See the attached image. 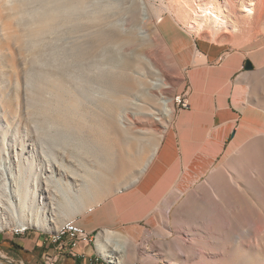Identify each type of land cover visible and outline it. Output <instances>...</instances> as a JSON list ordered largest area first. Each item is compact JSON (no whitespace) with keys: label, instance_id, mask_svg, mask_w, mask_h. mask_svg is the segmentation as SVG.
<instances>
[{"label":"rangeland","instance_id":"obj_1","mask_svg":"<svg viewBox=\"0 0 264 264\" xmlns=\"http://www.w3.org/2000/svg\"><path fill=\"white\" fill-rule=\"evenodd\" d=\"M66 1L0 0V241L21 235L29 244L32 242L29 237L35 240L45 234L44 240L49 243L47 236L66 218H73L132 184L142 163L155 145H159L173 122L177 109L174 98L184 90V75L158 34V13L153 9L161 15L172 13L186 30L223 43V48L264 36L263 23L254 27L246 25L241 36H236L231 27L227 34L222 28L213 35L206 33L205 28L198 30L188 18L176 16L174 0H73L71 4ZM219 2L225 5L224 0ZM133 6L141 8V16H149L144 24ZM185 11L191 10L183 6L179 13ZM99 29H102L100 39L95 34ZM143 30H148L147 36ZM85 48L89 54L75 53ZM144 48L151 53V60L143 54ZM104 70L114 74L111 80L118 89L117 96L107 95L113 109L96 107L99 114L92 123L98 129L79 128L57 118L69 96L90 99L97 95L102 85L90 77ZM164 98L172 100L173 114L169 116L163 112ZM154 117L161 118L159 129L151 132L134 129L135 119ZM252 144L255 143L221 162L195 186L182 194H172L161 203L143 223L135 244L122 255L123 261L117 263L114 258L102 255L94 239L90 241L93 256H99L106 264L135 261L205 264L196 259L203 252L200 239L209 233L214 240H223L229 233L212 187L221 181L222 175L233 176L237 170L242 173L247 168L245 160L264 148ZM96 146L101 149L100 155L94 150ZM105 147L109 150L107 155L103 151ZM121 151L131 159L132 165L118 173L110 167ZM57 164L60 169L56 168ZM72 167L75 169L71 170ZM59 170L88 176L71 174L73 178L66 182ZM50 176L55 184L50 182L46 187ZM92 177L100 178L101 182L94 185ZM240 183L246 185L243 179ZM88 193L93 198H88ZM51 201L59 207L52 209ZM14 204L19 212L13 209ZM199 206L203 214L194 211ZM19 221L26 224L27 231L16 235L14 230L19 229L16 227ZM215 223L222 224L221 231L213 226ZM98 232L93 235L97 236ZM191 236L196 238L193 245H190ZM182 243L186 248L192 247L189 256ZM168 248L177 251V262L170 261L165 253ZM3 254L15 261L21 259L2 245L1 263L7 260ZM117 255L121 257V253Z\"/></svg>","mask_w":264,"mask_h":264},{"label":"crops","instance_id":"obj_2","mask_svg":"<svg viewBox=\"0 0 264 264\" xmlns=\"http://www.w3.org/2000/svg\"><path fill=\"white\" fill-rule=\"evenodd\" d=\"M157 30L183 71L187 106L176 109L136 181L63 221L73 219L90 235L108 228L135 244L143 223L172 194H182L221 162L264 139V36L223 48L186 30L170 12L162 13ZM24 239L20 235L13 241L29 253L36 249L28 264H43L45 254L54 255L58 264H106L93 256L90 242L59 249L42 238L29 237V244ZM2 245H8L5 238Z\"/></svg>","mask_w":264,"mask_h":264},{"label":"bare ground","instance_id":"obj_3","mask_svg":"<svg viewBox=\"0 0 264 264\" xmlns=\"http://www.w3.org/2000/svg\"><path fill=\"white\" fill-rule=\"evenodd\" d=\"M200 1L201 0H174L173 6L176 8V16L182 17L183 20L188 18L190 23L198 30L205 28V32L211 35L219 33L218 31L220 28L227 34L229 31L228 27H231L236 32V36H241L245 33L246 25L247 27H254L259 23L264 24V0H236V2L234 0H224V6L219 0H205L206 2L204 3ZM72 2L73 0H68L66 4H71ZM183 6L188 7L191 11H185L183 14L179 13V11L183 9ZM140 9L141 8L133 6V11L138 14L140 22L144 24L149 19V16L146 14L141 16ZM153 11L155 14L158 13L156 15V20H158L161 14L157 9H153ZM188 13H190V15ZM141 26L142 25H140V27ZM150 29H152V26L149 27V30ZM147 31L143 30L146 36L148 35ZM101 33L102 29L95 32L98 39H100ZM87 44H89V42H87ZM83 52L89 54L87 48L75 51L77 55H82ZM142 52L151 60V53L148 49L144 48ZM113 76L114 74L105 70L91 76L90 79L100 82L102 85V88L96 91L97 95H92L90 99L87 98L88 100L82 99L77 95L69 96L67 101L63 102V106L61 105L63 108L58 112L57 118L62 119L61 121L65 124H72L79 128H86L89 130L98 129V125L92 123L93 117L99 114L96 107L98 105L111 107L110 102L107 101V95L114 94V96H117L118 85H115L113 82L114 80H111ZM160 85L161 84H159V89L161 90L162 85ZM114 88H116V90ZM161 92L164 91L161 90ZM118 97L120 98L119 93ZM174 99L177 107L176 96ZM171 103L172 100L170 98L163 99L161 104L165 115L169 116L173 114ZM155 119H135L133 127L137 132L155 131L159 129L162 124L160 117ZM258 140H262V142ZM258 140L251 146H264V139L261 138ZM157 148L158 144L153 148L149 158L142 163L139 169L140 171L133 178L132 182L136 181L147 167L155 155ZM94 150L100 155L101 149L99 146H96ZM103 151L106 155L109 153L106 147ZM252 155V158L249 157L245 160L247 168L242 170V173H239L237 170V173L233 176L224 174L221 177V181L217 182L212 187L217 196V203L221 206L222 212L225 214V221H227L229 233L223 240H214L213 236L209 233H206L205 238L202 237L200 239L199 242L203 248V252L198 253L196 259L205 264H264V148L260 152ZM130 165H132L131 159L127 158L126 154L121 151L115 163L110 168L118 173H122ZM56 166V168H58L59 164ZM74 169L75 168L72 167L71 170ZM61 172L60 170L58 171L60 175L62 174V176L66 178V182L69 177L73 176L71 174H83L75 173L74 171H71V174ZM87 176L86 173L85 175L83 174L84 178H87ZM51 178L53 177L50 176L46 179V187H49L51 184L50 182H53ZM92 178L94 185L101 182L98 177ZM240 179H243L246 185L241 184ZM93 187L96 186H92V188ZM87 196L88 198H93L91 193H88ZM7 202L10 204V201ZM6 207L9 209V205H6ZM50 207L52 209H57L59 206L58 204L56 205L54 201H51ZM13 209L15 212H19L16 204H14ZM194 211L200 214L204 213L200 206L198 210L194 209ZM46 222L48 224V221ZM19 223L20 224L16 226L19 227V229L14 230V232L26 231V224L22 221H19ZM75 224L73 219L67 220L64 223L62 222L49 238L61 239L63 233ZM213 226H216L220 231L222 230V224L220 223H215ZM188 230L191 229L189 228ZM189 234L192 235V232H189ZM92 239H94V235L89 234V241H92ZM195 240L196 238L191 236L190 245H193ZM96 243L102 255L114 258L117 263L123 261L124 258L122 255H125L133 245V242L125 234L108 228H104L100 231L97 235ZM181 246L187 251V255L189 256V249L192 247L186 248L185 243H182ZM107 248H110V250ZM118 253H121V257L117 255ZM165 253L168 255L170 261H178L179 256L175 249L168 248ZM188 259L190 258L188 257ZM136 263L141 264L139 261H135L132 264Z\"/></svg>","mask_w":264,"mask_h":264},{"label":"built area","instance_id":"obj_4","mask_svg":"<svg viewBox=\"0 0 264 264\" xmlns=\"http://www.w3.org/2000/svg\"><path fill=\"white\" fill-rule=\"evenodd\" d=\"M177 108L186 107L187 99L185 94H177L176 95ZM26 231H18L15 232L16 235L24 234ZM50 244H55L59 249L64 248L65 246L69 248H74L79 242H90L89 241V233H87L82 227L75 224L69 230H66L63 233L61 239H49ZM3 259H7L6 263L0 264H25L23 260H14L9 258L6 254L2 255ZM43 264H58L57 258L51 254H45L43 257ZM137 264V263H136Z\"/></svg>","mask_w":264,"mask_h":264},{"label":"trees","instance_id":"obj_5","mask_svg":"<svg viewBox=\"0 0 264 264\" xmlns=\"http://www.w3.org/2000/svg\"><path fill=\"white\" fill-rule=\"evenodd\" d=\"M46 236H42L39 238L44 239ZM4 249H6L9 252H12L14 254H18L20 255L21 259L23 260H30L31 256H33L34 254H36V249H34L31 253L27 252L26 250H24L22 248V246L18 245L17 243H15L13 240H8V245L4 246ZM74 259V258H73Z\"/></svg>","mask_w":264,"mask_h":264},{"label":"water","instance_id":"obj_6","mask_svg":"<svg viewBox=\"0 0 264 264\" xmlns=\"http://www.w3.org/2000/svg\"><path fill=\"white\" fill-rule=\"evenodd\" d=\"M27 231V230H26Z\"/></svg>","mask_w":264,"mask_h":264}]
</instances>
